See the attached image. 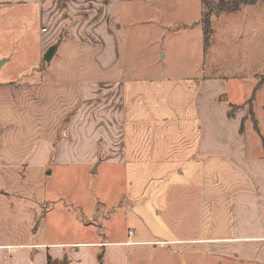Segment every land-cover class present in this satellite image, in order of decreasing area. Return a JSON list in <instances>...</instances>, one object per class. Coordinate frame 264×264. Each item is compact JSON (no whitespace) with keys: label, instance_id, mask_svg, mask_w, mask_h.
Here are the masks:
<instances>
[{"label":"crops","instance_id":"0c3cea01","mask_svg":"<svg viewBox=\"0 0 264 264\" xmlns=\"http://www.w3.org/2000/svg\"><path fill=\"white\" fill-rule=\"evenodd\" d=\"M202 1L0 0L41 66L32 90L0 91V264H264V81L213 66ZM80 165L130 173L117 221L97 209L76 230L47 207L45 178Z\"/></svg>","mask_w":264,"mask_h":264},{"label":"rangeland","instance_id":"374dc122","mask_svg":"<svg viewBox=\"0 0 264 264\" xmlns=\"http://www.w3.org/2000/svg\"><path fill=\"white\" fill-rule=\"evenodd\" d=\"M257 1H259L258 3L264 2L262 0ZM184 6H186V9L188 8V10H186L188 12L184 13V15H188L185 17V21L189 23V21L194 19L193 12L195 10L193 8H195L196 4L191 1H185ZM210 6L212 8L211 11H213L210 16L213 36L211 37L210 49L209 47L208 49L209 51L212 50L213 55H217L216 61L218 62V64L215 63L213 66L219 69L223 68L222 70H226L224 73L229 75L233 74L228 70V67L235 70L238 69L239 71L243 70L242 72L244 74L259 72L262 73V75H260V77H262L264 75V8H260V10L256 8H241V10L236 13L234 12L224 17L220 15L214 18L216 14L213 8L216 4L215 2L213 3V0H211ZM202 10L203 14L207 12V9H204L203 5ZM18 16L19 15L16 14L13 18L11 29L10 27L7 29L4 23L0 24V34L12 33V36L3 38V42L1 41L0 43V54L3 53L5 56L9 57V61L0 69V91L6 90L13 97H18L20 92L32 90L40 80L39 71L41 69L38 59H35L37 46L36 36L35 34H24L25 32L22 29L23 23ZM255 27H257L255 31H252ZM181 36L182 38H187L184 34ZM251 40L254 41L251 42ZM184 41L187 42L188 46V41ZM186 50L187 49L179 50L180 53L177 56H180V59L177 60L178 63L182 64L187 61ZM33 64H35V68H32ZM2 78L7 82L5 81L3 83ZM256 97L259 101L257 107L258 113L260 117H263L264 107H262V104H264V88L257 92ZM249 116L250 118H254L251 114ZM61 128L62 126H60L59 129ZM259 131L264 136V130L259 129ZM90 169L91 168L87 165L70 166L65 167V169H60L56 166L53 168L50 175L45 178L47 180V199L50 200L47 207L51 208L55 206V212L61 209V211L72 216L73 218L68 217L67 219L70 226L74 225L76 230H81L79 226L83 224V220L92 222L94 220L92 218L93 213H95L97 209H99V212L109 207L111 209H117V214L114 217L117 221V219L120 218L119 214L122 209V207L120 208L116 205L118 200H115L111 206H109L110 204L106 205V202H111L112 199H115L119 195L123 196L127 191L131 179V177H129L130 173L127 174V177H123V173L119 172L116 168H110L106 171L99 169L98 173L93 172V168ZM89 171H91L92 174H90ZM133 185H135V183H133ZM133 185L129 190L135 188ZM57 198H63V200L70 198L72 202H62L63 204H61L62 207L60 208L57 205V200H54ZM51 213L52 212L48 210V214ZM76 217L78 223L75 220ZM55 227L56 225L53 224L49 229V233ZM119 227L118 225L117 228ZM52 236L56 237V235Z\"/></svg>","mask_w":264,"mask_h":264},{"label":"trees","instance_id":"16d2710c","mask_svg":"<svg viewBox=\"0 0 264 264\" xmlns=\"http://www.w3.org/2000/svg\"><path fill=\"white\" fill-rule=\"evenodd\" d=\"M257 0H213V3L215 2L216 6L213 8L215 14L223 13L225 11L232 12L238 10V8L241 5L244 4H253ZM264 1V0H262ZM211 0H203V6L204 9H207V12H205L202 16L201 23L203 25V35H204V40H205V46L208 44V36L211 30V25H210V16L213 13L212 8L210 6ZM264 81V75L260 77V82ZM259 86V84H258ZM251 116L253 114L250 112Z\"/></svg>","mask_w":264,"mask_h":264},{"label":"water","instance_id":"95a60500","mask_svg":"<svg viewBox=\"0 0 264 264\" xmlns=\"http://www.w3.org/2000/svg\"><path fill=\"white\" fill-rule=\"evenodd\" d=\"M54 51H55V46L54 45L48 47L46 53L43 55V59L46 62L50 61L51 60L50 58L52 57Z\"/></svg>","mask_w":264,"mask_h":264},{"label":"built area","instance_id":"2783aa9c","mask_svg":"<svg viewBox=\"0 0 264 264\" xmlns=\"http://www.w3.org/2000/svg\"><path fill=\"white\" fill-rule=\"evenodd\" d=\"M128 233L130 234L131 232H130V231H128Z\"/></svg>","mask_w":264,"mask_h":264}]
</instances>
